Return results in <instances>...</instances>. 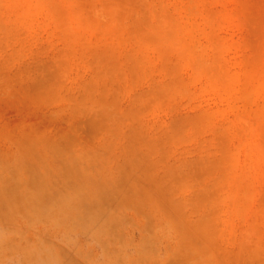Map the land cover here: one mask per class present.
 <instances>
[{"label":"rangeland","instance_id":"rangeland-1","mask_svg":"<svg viewBox=\"0 0 264 264\" xmlns=\"http://www.w3.org/2000/svg\"><path fill=\"white\" fill-rule=\"evenodd\" d=\"M0 264H264V0H0Z\"/></svg>","mask_w":264,"mask_h":264}]
</instances>
